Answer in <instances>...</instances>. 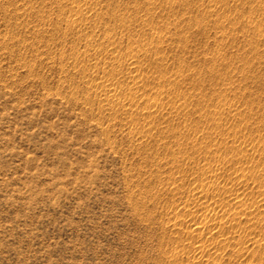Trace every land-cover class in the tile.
<instances>
[{"label":"rangeland","instance_id":"rangeland-1","mask_svg":"<svg viewBox=\"0 0 264 264\" xmlns=\"http://www.w3.org/2000/svg\"><path fill=\"white\" fill-rule=\"evenodd\" d=\"M0 264H264V0H0Z\"/></svg>","mask_w":264,"mask_h":264}]
</instances>
